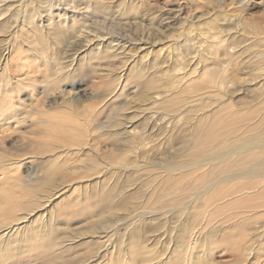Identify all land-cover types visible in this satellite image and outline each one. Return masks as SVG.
<instances>
[{
  "label": "rangeland",
  "instance_id": "374dc122",
  "mask_svg": "<svg viewBox=\"0 0 264 264\" xmlns=\"http://www.w3.org/2000/svg\"><path fill=\"white\" fill-rule=\"evenodd\" d=\"M3 20L0 161L35 179L52 146L76 174H57L71 186L0 243V264H263L264 149L202 161L264 140V0H0ZM222 67L223 82L204 72ZM70 119L80 147L61 140Z\"/></svg>",
  "mask_w": 264,
  "mask_h": 264
},
{
  "label": "bare ground",
  "instance_id": "6f19581e",
  "mask_svg": "<svg viewBox=\"0 0 264 264\" xmlns=\"http://www.w3.org/2000/svg\"><path fill=\"white\" fill-rule=\"evenodd\" d=\"M76 18H77V16L75 15L74 11H70V14L68 15V12L66 11V9L56 8V12H54V9L52 8V9L47 11L45 20L52 22V21H55V19H56L57 23L59 25H64V26L67 23L71 22V26L73 27L74 23L76 24ZM4 23H6V20L0 21V27L4 26L5 25ZM66 26H68V25H66ZM80 32H84V30H82ZM217 39H218L217 40L218 42L219 41L221 42V41H223V36H220ZM208 43H209L208 47H210V42L208 41ZM212 43H215V41H212ZM108 45H110V44H108ZM44 52H46L45 53V55H46L47 51H44ZM191 59H193V58H191ZM72 63L73 62H71V65H72ZM71 65L69 64L68 66L66 65L64 67L59 66V69L61 68L62 70L69 72ZM225 69H226L225 67L220 68V70L212 68L209 70L206 69V70H204V72H205V74H207V72L211 73V76H210V77H212L211 79L216 78L217 82L218 81L223 82L226 79V74H225L226 70ZM69 121L71 124L70 127L72 129L68 130L69 134H65V131H63L60 135L61 140L62 139L68 140V141H70V144H76L79 146L81 143V135H82L81 130L80 129L77 130L78 126H76V125L72 126V124L74 123L73 119H70ZM85 121H88V119H86ZM16 124H17V121L15 120V125ZM89 125L90 124L87 122L86 125H81V127L83 126V128L87 129L89 127ZM123 128H125V127H123ZM204 135L206 136V132L204 133ZM210 142H212V140H210L208 143H210ZM211 146H213V144L204 147V149H202V150L197 149L196 151H194V153L197 155L201 152V154L203 156H206L210 152ZM79 147H76V149H79ZM53 149H55V147H52V146L51 147H47V146L42 147V148L38 149L36 156L31 157V158L37 159L38 157L43 158V157L47 156L49 153L51 155H54L53 163L49 164V165L42 166L41 175H39L38 177L35 178L36 182L39 181L38 179L41 180V183L38 186L33 185L35 179L31 178L29 175L26 176L28 178L21 180L22 176L19 172V168H20V161L22 159L16 157V158H12V159L10 158L8 161H3V162L0 161V196L2 197V199L0 200V218H2V216L3 217L7 216L4 219H7L6 221L9 220L6 225H4V226L0 225V243L1 242L3 243V241H4L8 244V241H10V239L14 233L17 234V232L23 231V233L26 234L27 231H29V228H30L29 225H31L33 221H29L27 219L29 221V222L27 221L28 224L25 223L24 225H20V223H23L24 221H26L25 220L26 218L31 216V212H30L31 209H33L35 211L41 205H42V207L45 208V206L49 205L50 202L54 201L53 199L57 195L62 194V192L64 190H66L67 188H69L71 186V183H69L67 185V184H65L64 181L61 182V178H59V179L56 178L57 174H59V175L61 174L59 172V167H58L59 165L57 162L62 160V156L56 152H53ZM254 149L263 150L264 149V140L258 141L256 143V145H254V147L246 149V150L236 149L235 151H233V153L221 151L219 153H216L211 158L204 159L202 162L203 163L208 162V164H209L208 168H213L215 166V164H223L222 161H224V159L228 158L229 156H231L233 154H246L248 156L250 154H253L252 152ZM94 157L96 160L95 159L92 160L94 162H91V163H89V162L84 163V168L92 171V172H90V174L98 175L100 171H97L98 170L97 168L99 166V163L97 162V159H98L97 154ZM63 159H64V156H63ZM203 163H201V161L200 162L198 161V162H194L193 165L199 167V166H202ZM71 173L76 174V171L73 170V171L66 173L65 175H63V174H61V175L63 178H66V180H67V177ZM88 181H90V180H88ZM73 183L80 184L81 181H80V179L79 180L74 179ZM80 186H81V188H79V185H78L77 189L74 190V191H78L75 193L80 192L82 194V190H86V185L80 184ZM75 198L78 199V196H74V198H72V199L76 200ZM13 210H15L17 212L22 211V213L24 215L21 217H16V215L11 214V211H13ZM250 247L251 246H249V248ZM136 250L137 249H135V248L131 249V251H133V252H135ZM247 250L250 251L249 249H247ZM246 254H248V252H246ZM7 255H8L7 252H5V254L2 256L0 255V262H2L6 258ZM206 256L207 255L205 252L202 253L200 256H198L199 263H195L194 258L192 259L190 256V257H188V259H186V261H187L186 264H208L207 260H206ZM109 262H111V261H109ZM128 264H131V263H128ZM211 264H215V262L211 263ZM249 264H256V261L249 263ZM263 264H264V262H263Z\"/></svg>",
  "mask_w": 264,
  "mask_h": 264
}]
</instances>
